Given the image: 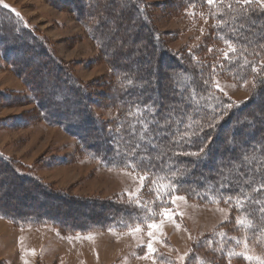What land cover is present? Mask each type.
<instances>
[{"label": "rangeland", "instance_id": "374dc122", "mask_svg": "<svg viewBox=\"0 0 264 264\" xmlns=\"http://www.w3.org/2000/svg\"><path fill=\"white\" fill-rule=\"evenodd\" d=\"M121 1L125 0H117L113 9L107 11L96 6V12L90 14L84 8L77 11L70 4L50 0H0L42 41L60 66L58 72L53 64L49 67L54 74L68 75L81 91L82 102L93 119L112 140L116 139L112 134L119 130V111L113 101L118 75L106 56L107 44L100 46L92 36L95 21L86 16L90 14L97 20L100 11L114 16L112 11ZM227 1L223 5H210L207 0L136 1L158 36L159 60L166 62L156 66L154 78L180 67L178 61L199 68L210 85L206 98L213 104H226V108L263 100L262 93L257 95V91L258 76L264 74V52L256 56L253 49L232 43L237 51L230 53V61L224 58L227 44L217 39L216 28L223 13H230L226 5L234 0ZM126 18L117 17L109 23L111 29L118 30L116 44L131 38ZM118 19L125 25L118 26ZM108 34H103L105 42ZM145 40H134L135 49ZM171 59L175 63L172 69L167 65ZM239 59V65L246 66L242 76L236 73L238 65L232 63ZM137 65L144 67L143 62ZM0 154L20 173L35 177L55 193L74 197L81 203L97 201V206L110 200L137 206L140 201L139 207L144 211L141 222L83 232L65 231L45 222L19 225L0 216V264H181L179 257L190 250L184 264L264 262L263 246L248 235L243 225L237 224V218H245L234 206L200 201L182 192L157 199V192L163 194L166 189L149 177L141 187L140 176L144 173L126 167H107L89 156L74 134L44 118L30 86L3 58L1 49ZM129 194L133 199H129ZM173 196L183 199L173 203ZM149 224L156 227L150 229ZM137 228L140 231H135ZM150 240L156 249L152 253L147 248ZM229 253H245L259 259L230 257Z\"/></svg>", "mask_w": 264, "mask_h": 264}, {"label": "trees", "instance_id": "16d2710c", "mask_svg": "<svg viewBox=\"0 0 264 264\" xmlns=\"http://www.w3.org/2000/svg\"><path fill=\"white\" fill-rule=\"evenodd\" d=\"M50 1L70 4L77 11L84 8L89 10L90 14L96 10V6L101 5V8L107 11L108 8L113 9L114 4L117 3V0H113L111 4H103L99 0ZM136 1H121L112 11L115 13L114 16L110 12L111 17L106 15V11H100V15H96L97 20H93L90 14L86 16L89 21H95L96 29H91L92 36L100 46L107 44L106 56L115 74L118 75L116 86L113 87L115 93L113 101L119 111L117 121L119 130L112 134L116 139L112 140L104 133L100 123L93 119L92 114L82 102L81 91L79 92L70 81L68 75L54 74L52 69L55 68L58 72L60 66L54 61V57H51L42 41L23 26L21 18L11 8L0 4V49L3 58L11 64L16 73L23 77L24 82L28 83L44 118L50 123L60 124L66 131L74 134L83 150L107 167H126L144 174L148 171L143 165L136 166L140 158L145 155L142 151L143 142L140 140L142 127L138 121L151 120L146 106L159 107L161 113L176 107L178 115L185 103H190L192 108L202 109L199 115L191 110H189L190 115L184 114V125H179L178 136L191 135V131L183 130L190 119L199 121L203 125L205 120L211 119L212 108L217 105L222 106L218 109L216 127L211 130L205 127L206 135L202 141L193 139L191 142L173 143L174 140L178 141V136L173 137L171 132L166 133L167 140L154 141L157 144V150L150 155L161 157L164 160V166L153 169L149 178L170 194L182 192L200 201L225 202L234 206L240 215L252 221L253 227L243 225L244 230L264 249V219H261L259 215H249V209L260 206L249 205L247 201L244 202L243 208H237L235 204V198L241 191L253 199L264 198V192L253 191L264 183L262 180L264 151L259 149L253 151L250 147L259 144L261 148H264V122L256 119L258 115L264 117V86L260 84L264 74L258 76L257 91V95L262 93L263 100L255 101L254 99L252 102L232 108H226V104H213L206 98L210 85L209 83L205 85V76L199 68L189 64L178 61L180 67L171 72L159 73L154 78L153 70L155 71L156 66L161 63L166 65V62L163 59L159 60L158 36L146 21L145 10ZM124 15L127 16V20L129 19L126 25L131 38L116 44L118 30L111 29L109 23ZM220 20L216 28V37L219 41L227 40L237 47L251 48L256 56L264 52V49L257 44L253 43L249 46L234 35V32L239 31L240 25L243 24L244 31H241L240 35L258 40L259 35H264V18L258 20L257 27L251 30L253 35H250L245 21L236 18L234 13L226 12L225 14L224 12ZM123 23L125 25L122 19L117 20L118 26ZM146 29L149 33L144 34L143 31ZM106 31L109 33L108 42H105L103 38ZM140 37L146 40L136 50L132 42ZM259 44L264 45V40H259ZM240 61V59L232 60V63L235 66L238 65L235 69L236 73L242 76L244 72L242 69H246V66L239 65ZM142 62L145 68L137 65V63L141 65ZM50 64H53V68L49 67ZM167 65L171 69L175 68L174 60L171 59ZM152 67L155 69H151ZM146 80L151 81V84L147 88H142L141 85ZM74 110L82 113L80 118L67 115ZM95 122L97 123L94 127ZM165 123L164 119H160L161 125ZM149 127L151 128L152 125L149 124ZM176 128L177 125L174 123L173 131ZM134 132L135 135H133ZM209 137L212 138L211 142ZM117 140L120 142L119 155L113 150V144ZM233 140L235 144L230 143ZM137 144L141 145V150H136L134 156H129L128 154L136 149ZM201 149H205L207 156L202 157L198 165L194 166L193 161H196L197 157L184 155V153H198ZM245 156H254L255 159L249 164L244 159ZM222 161L228 163H221ZM220 170H223V179L218 175ZM173 174L180 178L175 191L171 188V184L174 183ZM202 177L207 179L204 180ZM225 182L243 185V188L237 186L234 190H224L221 194L219 185ZM228 196H232L233 200L226 202ZM82 202L84 203L74 197L49 190L35 177L20 173L9 164L6 157L0 154V216L13 223L24 225L45 222L52 223L65 231L83 232L90 228L120 227L126 223L141 222L144 219L143 209L132 203L110 200L99 203L97 206L94 204L98 203L97 201Z\"/></svg>", "mask_w": 264, "mask_h": 264}, {"label": "snow or ice", "instance_id": "6c2138e0", "mask_svg": "<svg viewBox=\"0 0 264 264\" xmlns=\"http://www.w3.org/2000/svg\"><path fill=\"white\" fill-rule=\"evenodd\" d=\"M113 0H106V4H111ZM208 4H213V3H219L223 5L224 0H207ZM5 7H8L7 5H4ZM226 7L229 9L230 13H234L235 17L238 19H243L245 23L248 26V30L250 35H253L251 33V30L257 27V21L264 18V0H234V3H228ZM244 31V25H240V30L235 31L234 35L238 40L244 41L246 44L251 46L253 43L257 44V46L261 47L264 49V45L259 44V40H264V35H259L258 40L257 39H250L248 36H241L240 32ZM227 44V51L224 52V58L226 60L230 61V53H235L237 51V48L229 41H225ZM254 70H256L254 68ZM205 85L209 83V81L205 80L204 81ZM151 84V81H145L143 85H141L142 88H147ZM260 84L264 86V79H261ZM217 88H219V85L217 84ZM223 91L222 89H220ZM228 108H231L232 105H227ZM222 106L217 105L212 108V117L210 120H205L204 124L201 125L199 121L196 120H189V123L184 126V131L189 132L191 131V135L189 136H183L179 135L180 128L179 125H184V118H185V113H189V110L191 112L195 113L196 115L200 114V111L202 109H196L192 108L190 103H185L184 107L180 109V114H177V109L176 107H173L171 110H166L165 112L161 113L159 107L157 108H152V107H147L146 106V111L151 115V120H147L146 122L144 120L138 121V123L141 124L142 131L140 133V140L143 142V147L142 151L145 153L144 156H142L139 160V163L136 165L139 167L140 165H143L145 168L148 169L147 172H145L144 175L140 176L141 180V187L144 186L143 181L148 179L149 174L152 172L153 169H159L164 166V160L157 156L153 157L150 154L155 152L157 150V144L154 141H165L168 139V135L166 133L171 132L173 137L178 136V141L174 140L173 143L179 142V141H187L191 142L193 139H200L201 141L204 139L205 133V127L208 130H211L216 127L217 121L216 117L219 115L218 109H221ZM68 116L72 118H80L82 113L80 111H72L70 113H67ZM190 115V113H189ZM160 119H164L166 121L165 124L161 125L160 124ZM256 119L261 120L264 122V117L261 116H256ZM177 125V128L175 131H173V124ZM149 124L152 125V127H149ZM194 129H199V131H194ZM203 134V135H202ZM135 135V132L133 133ZM209 141H211V137L208 138ZM112 143V141H110ZM230 143L235 144V141H230ZM251 150L256 151L257 149L264 151V148H261L259 144L257 145H252L250 146ZM113 150L117 153V155L120 154V142L117 140L113 144ZM136 150H141V145L137 144L136 149L133 150L132 153H129V156H134V153ZM184 155H190V156H195L197 157L196 161H193V165L196 166L199 163V160L202 157L207 156V152L205 149H201L200 152L198 153H184ZM244 159L251 164L252 160L255 159V157H248L245 156ZM221 163L227 164V161H222ZM218 175L221 176V178H224V173L223 170H220ZM179 177L176 176V174H173L172 180L174 183L171 184V188L173 191L176 190V186L179 183ZM202 179L206 180L207 177H202ZM239 178H237L238 180ZM262 180H264V177H262ZM237 186L243 188V185L236 184L234 185L231 182H225V183H220L219 185V191L221 194H223L224 190H234ZM254 192L261 193L264 192V183H261L259 188L253 189ZM170 193L166 190L163 194L160 192H157V199H161L163 195H169ZM129 199H133V195L129 194ZM176 199H183V197H172V202L175 203ZM233 200L232 196H228L226 202H230ZM247 201L249 205H259L260 207H253L249 209V215L256 216L259 215L261 219H264V198L262 199H253L250 197L248 194L241 193L238 195L237 198H235V204L237 208H243L244 207V202ZM140 206V201H137V207ZM165 212L169 210H164ZM237 224L241 225H246L247 227H253L252 221L251 220H246L237 218ZM148 227L150 229L156 227L155 224H149ZM135 231H140L139 228L135 229ZM148 235L152 237L153 233L149 231ZM209 244H211V241L209 240ZM147 248L149 253L155 252L156 249L153 248V244L151 240L147 244ZM191 253V250L189 252H186L184 256L179 257L181 264H184L185 258L189 256ZM233 255H244L245 259L247 260H252V259H259V257H253L251 255H246L245 253H229V256ZM264 264V262H262Z\"/></svg>", "mask_w": 264, "mask_h": 264}]
</instances>
